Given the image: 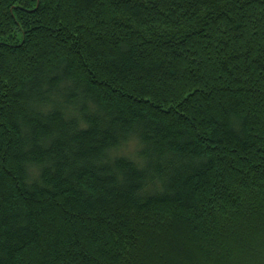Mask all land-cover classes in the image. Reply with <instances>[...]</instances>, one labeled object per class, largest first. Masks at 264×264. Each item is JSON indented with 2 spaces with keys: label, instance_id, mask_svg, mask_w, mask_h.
Instances as JSON below:
<instances>
[{
  "label": "trees",
  "instance_id": "1",
  "mask_svg": "<svg viewBox=\"0 0 264 264\" xmlns=\"http://www.w3.org/2000/svg\"><path fill=\"white\" fill-rule=\"evenodd\" d=\"M0 264H264V0H0Z\"/></svg>",
  "mask_w": 264,
  "mask_h": 264
}]
</instances>
